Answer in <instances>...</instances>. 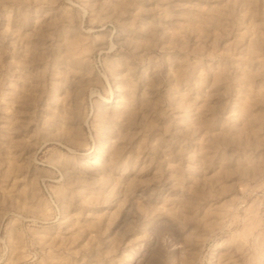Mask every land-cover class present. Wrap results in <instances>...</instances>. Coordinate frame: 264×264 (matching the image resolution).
Returning <instances> with one entry per match:
<instances>
[{
  "label": "rangeland",
  "instance_id": "obj_1",
  "mask_svg": "<svg viewBox=\"0 0 264 264\" xmlns=\"http://www.w3.org/2000/svg\"><path fill=\"white\" fill-rule=\"evenodd\" d=\"M0 264H264V0H0Z\"/></svg>",
  "mask_w": 264,
  "mask_h": 264
}]
</instances>
